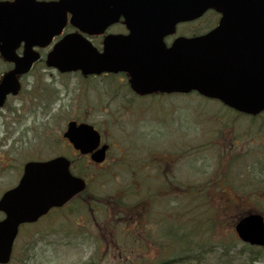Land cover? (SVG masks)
<instances>
[{
	"label": "water",
	"instance_id": "obj_1",
	"mask_svg": "<svg viewBox=\"0 0 264 264\" xmlns=\"http://www.w3.org/2000/svg\"><path fill=\"white\" fill-rule=\"evenodd\" d=\"M211 9L222 14L216 29L195 39L180 38L167 49L163 38L174 33L176 24L198 19ZM68 13L72 14V25L90 35L102 33L121 16L131 33L127 37H107L103 53L78 34L67 36L49 60L61 71L80 69L89 74L124 70L135 77V82L141 78L146 87L140 89L147 92L160 87L188 91L195 85L203 95L219 98L241 111L257 114L264 110V0H16L8 8H0V50L19 65L10 75L27 71L35 60L31 47L46 45L60 33ZM22 41L26 43L23 62L9 52ZM67 136L83 153L92 152L100 144L99 134L88 125L76 127L71 123ZM105 151L103 147L93 159L102 162ZM68 168L69 163L62 158L26 167L21 186H25L24 192L30 191L32 218L42 210L62 205L85 188ZM27 215L15 213L9 217L6 237L1 235L0 226V262L8 260L16 227L30 219ZM236 231L244 242L264 247L261 216L241 219Z\"/></svg>",
	"mask_w": 264,
	"mask_h": 264
},
{
	"label": "rangeland",
	"instance_id": "obj_2",
	"mask_svg": "<svg viewBox=\"0 0 264 264\" xmlns=\"http://www.w3.org/2000/svg\"><path fill=\"white\" fill-rule=\"evenodd\" d=\"M204 23L201 24L200 22L199 24L200 26L211 25L214 23V18L208 17ZM202 30H205V28ZM50 74H53V78L55 79L54 84L49 82L51 80L50 75H47L45 71L41 70L40 66H37L31 75L25 78L19 107L21 111L33 110L35 123H33V119H30L21 125L19 143L17 144L18 151L20 150L21 157H23V154L28 149L30 151L29 153H35L36 149L46 147L45 143L48 138L56 140L57 137H60L67 120L78 119L95 125L103 133V137L107 142L113 143L114 139L117 141L119 153L116 154L114 150L113 158L109 161L108 165L103 167V170H100V172H97L96 176L91 180V191L86 196L87 198H93L91 192L96 194L97 198L110 194L118 197V193H122V198L127 196L129 190L119 191L118 189H126V186L134 179L133 171L136 173L137 178L131 183V186L136 191H139L137 189L140 188L143 182L147 183L150 181H147L145 178L144 173L146 169L143 165L140 167L137 161L144 158V162L148 160L159 163L163 160V157H168L161 156L162 153H159L173 151V147H178L181 140L188 141L193 145L198 140V136L201 139H203L204 135L207 136L202 132L200 124L211 123L212 116L223 115L226 119L232 117L230 116L231 113L229 110L226 111L219 102L204 99L196 95L149 97L148 99L132 104L130 111L127 112L121 105L117 108V105L114 104L115 102L122 101L124 99L123 96L113 102L110 101L111 97H113L110 94L118 91L119 87L108 86L107 79H100L102 85L99 88L100 92L96 93L100 85L99 80L90 79L91 83L87 82L86 85H83L86 80L82 79L79 74H66L62 77H59L58 74L53 72ZM30 93H35V95H30ZM44 96L47 97V100L42 104L41 101ZM54 96L55 103L50 107L51 109L44 110L38 107L42 105L49 107L48 105L52 101L48 99ZM152 100L154 102L149 104V101ZM224 118L221 119V122H223ZM227 122L232 123L233 121ZM237 124L246 125L248 124V120L246 117H243ZM111 126L118 127V129H112ZM237 134L240 133L237 132ZM247 139L249 138L244 136L240 139L233 138L228 143H224L223 146L230 147L233 144V149H238L249 141ZM258 142L259 139H256L252 145L254 146ZM114 145L117 146L116 143ZM260 145L262 144L260 143ZM184 150L185 147L183 148L182 146L180 151ZM44 151L48 152L49 150ZM191 151H186L182 158L178 157V159H183L181 174L184 180H187L188 176L191 175L189 173H195L194 176L191 175V178H195L196 183H201L202 180L207 178L205 175L210 172L214 176L216 174H222L221 171L223 169L220 171V168L214 167L216 163L218 165L221 164L219 160H207L206 156L198 155V153L207 152V150ZM216 152L220 153L221 147L216 146ZM52 156H55V153ZM127 157L133 162L131 163V167ZM252 161L253 158L249 157L239 165L234 164L229 165V167L236 170L241 168L244 163H252ZM112 164H114V167H112ZM109 167L112 168V173L115 172L113 174L114 177H112L111 168ZM194 167L195 169H193ZM115 168H118L121 172ZM151 169L158 171V168L156 169L155 167H151ZM260 170V166L239 170L242 174L245 173L243 175L244 177H256L255 184L250 186L245 185L247 190H251L252 188L260 190V188L264 187V183H260L262 178L264 180V174H258ZM238 176L242 177L241 175ZM191 178L189 177L188 179ZM114 184H116L117 189L115 191L108 190ZM208 184V187L216 186L211 181ZM1 185L6 186V183H2ZM96 188H98L96 191H92ZM263 193L264 191L260 190V194ZM195 194L198 196L201 193L196 191ZM207 196L212 197L209 192H207ZM132 197L135 198V194ZM163 202L164 207L161 206L162 204L157 205V209L159 211L162 210L163 219L170 217L173 214V210H177L179 217L189 221V226L187 224H179L177 220L178 215H174V230L171 229L169 239L172 249L177 251L179 243L185 236L181 234L182 231H188V227H190L191 230L188 233L191 237V243L188 245L189 254L181 253V251L175 253L170 247L161 249L163 247L161 242L165 243L166 240L154 243L159 234L161 238H166L169 229L167 225H164L167 223L163 222V226L158 228V235L149 239L146 264H158L167 259H178L181 257L189 258L188 263L190 262V264H248V256L244 255L241 251V243L236 241L234 225L238 220V216L248 209L259 208L264 210V202L261 204L247 201L231 207L213 206L207 203L204 207L207 210L205 217L207 220L202 222H199L201 216L199 214L200 212H198L199 207L181 206L182 203L179 202H175L179 205H167L166 201L162 200ZM199 202L203 203L204 200ZM149 215L148 219L150 222H148V231L155 235L157 223L155 222V225L152 222L156 219L153 217L149 218ZM178 225L182 226L179 228ZM47 226V224L42 223L40 228L44 229ZM42 236H45V234H42ZM34 238L33 241L29 235V237L24 236L20 240V250L14 257L12 264H79L80 254L74 250H63L62 244L54 236L45 237L41 241H39V236H34ZM50 239L53 241L52 245L48 243ZM35 241L39 242L38 246L33 251L27 253L29 256H32L31 261H28L30 257L23 258L22 250H31L32 244ZM226 252H228L229 256L224 254ZM33 253H36V257H33ZM253 257L256 258L255 255ZM191 259L193 261H190ZM108 264H121V261L117 260ZM135 264H139V259ZM253 264H264V258L253 262Z\"/></svg>",
	"mask_w": 264,
	"mask_h": 264
},
{
	"label": "flooded vegetation",
	"instance_id": "obj_3",
	"mask_svg": "<svg viewBox=\"0 0 264 264\" xmlns=\"http://www.w3.org/2000/svg\"><path fill=\"white\" fill-rule=\"evenodd\" d=\"M117 26H121V28L117 31L120 33L126 32L125 26L119 24ZM114 32V28L112 29ZM101 42V40H100ZM2 63L0 74L5 73L6 71L11 69V65L3 62L0 60V64ZM123 76L127 77L126 74H122ZM128 84V83H127ZM128 88V87H127ZM19 99L18 95H8L4 104L0 107V126L5 127L6 129L0 133V142H7L8 139L6 137H10L14 135V128L13 126L19 122ZM11 128V129H10ZM3 137V138H1ZM87 202V201H85ZM127 204H118L113 205L108 201H101L96 200V204L91 205L87 203V207H94L92 209L93 212L98 213L99 218H104L101 222L98 221L97 215L93 217L94 223L96 224L97 229L99 230V237L102 239L100 242L98 240L99 237L92 236L89 232H84L86 236L79 237L77 244L83 252L91 253L96 252L98 249L103 248V244L105 245L106 253L110 252V249H114L118 253L124 252H132L130 249L134 248L138 250L140 253L146 251V240H145V233H146V219H145V212L146 206L142 203H134L133 200H127ZM83 206V205H82ZM127 207L125 210L121 208ZM68 206H64L59 209H53L50 213H54L59 216H63L64 211H68ZM117 208V209H115ZM139 208V209H138ZM105 213V215H102ZM116 222L117 221H125L126 225V232L128 234V238L131 239L129 243L130 249L120 247L115 243H112L108 238H113V235L109 232V222ZM140 239V242L138 241ZM139 242V243H138ZM113 245V246H111Z\"/></svg>",
	"mask_w": 264,
	"mask_h": 264
},
{
	"label": "trees",
	"instance_id": "obj_4",
	"mask_svg": "<svg viewBox=\"0 0 264 264\" xmlns=\"http://www.w3.org/2000/svg\"><path fill=\"white\" fill-rule=\"evenodd\" d=\"M244 249L242 250V252H244V254L246 253V250L248 251V254H247V256H248V260L250 259V257H251V261H250V263L249 264H253V261L256 259V258H254L253 257V255H260V254H264V251H262V250H260V249H253V248H250V247H248V246H244L243 247ZM229 256V255H228ZM180 262L181 261H176V260H174V261H168V260H164V261H162V263H159V264H180Z\"/></svg>",
	"mask_w": 264,
	"mask_h": 264
}]
</instances>
